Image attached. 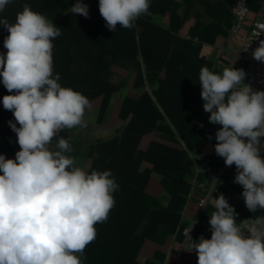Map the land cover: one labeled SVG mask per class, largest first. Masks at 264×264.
<instances>
[{
	"label": "clouds",
	"instance_id": "clouds-1",
	"mask_svg": "<svg viewBox=\"0 0 264 264\" xmlns=\"http://www.w3.org/2000/svg\"><path fill=\"white\" fill-rule=\"evenodd\" d=\"M9 3L0 0V12ZM149 8L150 0H99L100 15L113 32L117 24L134 27ZM70 11L89 16L81 0ZM0 25L9 33L6 54L0 53V77L12 93L2 104L13 113L16 123L9 124L20 148L15 159L0 154V264H83L84 250L97 235L95 225L108 219L119 189L110 170L77 166L68 139L60 135L86 126L91 102L62 87L54 74L53 40L61 35L60 27L28 4L15 23L0 19ZM252 55L264 62V40ZM246 75L233 66L221 73L204 66L199 84L209 122L221 125L215 153L226 166L235 165L234 183L242 186L247 209L257 212L264 210V91L245 83ZM54 138L57 150L49 147ZM215 191L216 186L201 203L214 208L208 221L211 238L201 236L197 242L189 235L194 219L185 232V251L196 253L197 264H264V215L238 223L235 208L223 194L213 196Z\"/></svg>",
	"mask_w": 264,
	"mask_h": 264
},
{
	"label": "trees",
	"instance_id": "trees-1",
	"mask_svg": "<svg viewBox=\"0 0 264 264\" xmlns=\"http://www.w3.org/2000/svg\"><path fill=\"white\" fill-rule=\"evenodd\" d=\"M11 1L0 12V18L7 17L8 23H15L17 13L28 4L33 11L60 27L61 35L53 40L54 74H59L58 82L62 87L79 91L90 102L103 97L99 122L105 118L113 95L119 91L105 79L112 62L108 55L121 52L135 59L141 56V61L134 62L139 69L135 88L141 93L136 99L127 97L120 114L123 119L133 115L132 121L121 136L100 143L104 148L94 152L96 157L90 170H110L119 189L113 194L115 205L108 219L95 225L96 238L86 246L82 257L83 264H134L144 243L154 238L160 227H168L173 235L184 233L186 225L182 212L190 199L193 180L194 162L190 152L201 150L205 144L217 143L216 132L221 125L209 122L210 114L204 112L199 84L201 68H210L211 64L198 58L201 45L193 43V39L207 41L212 33L207 29L204 36L191 34L189 40H182L179 33L183 22L175 12L178 5L173 0H150L148 12H170V30L157 31L146 14L130 29L117 24L115 32L106 27L99 12V0H89L87 18L64 10L67 0ZM236 1L220 2V21L227 26ZM246 2L251 12L264 7V0ZM8 35L7 29L0 25V53L6 54L4 39ZM163 73L165 79L161 78ZM146 82L152 89L151 94L146 90ZM9 94L12 93L0 83V129L6 128V133L0 136V154L6 159H15L17 136L9 121H16L13 113L5 110L2 104L3 97ZM155 129L178 134L184 145L181 144V148L158 145L146 152L140 151L142 137ZM77 141L87 147L98 146ZM209 159V169L216 170L215 161L219 162V159L215 156ZM144 163L152 168L143 170ZM222 167L220 163L219 169ZM154 172L161 177L159 195L148 192ZM236 174L235 165L228 167L221 175L219 191L213 196L223 194L235 211L240 212L246 205L242 186L234 183ZM200 181H203L201 177ZM208 221L204 212L193 237L198 236Z\"/></svg>",
	"mask_w": 264,
	"mask_h": 264
},
{
	"label": "crops",
	"instance_id": "crops-1",
	"mask_svg": "<svg viewBox=\"0 0 264 264\" xmlns=\"http://www.w3.org/2000/svg\"><path fill=\"white\" fill-rule=\"evenodd\" d=\"M173 1L178 5L175 8V12L178 16H180L183 22L179 33V37L182 40H189L191 34H201L204 36L206 34L207 29L210 30L212 33L207 41L193 39V43L195 45H201L198 58L201 60H207L211 64V67L209 69L216 73H221L225 67L233 66L236 69H243L247 74L245 77V83L251 86L252 77L245 70L242 61V43L235 37L232 32L234 27V19L232 14L233 7L230 10L232 14L230 25L227 26L225 22L220 21L219 5L221 0ZM238 1L240 0H237L234 5ZM84 4L90 6L89 0H84ZM256 14L264 15V7H262L257 12L252 11L251 18L254 17ZM148 16L151 18L152 24L157 29V31H168L171 29L172 18L170 12L166 14L148 13ZM138 30H141V28H139ZM107 58L115 62H123L122 64H118L115 66L120 71L119 74L124 75L125 73L129 72V74H132V76L134 77V80L130 87H126L125 84H123V81L115 82L113 81V78L109 80L108 77L105 76V79L112 85L118 87L119 91L113 95L109 104L108 111L103 121H97L93 122V124H89L95 126H109V118L111 112L113 111L116 112V123L120 120L125 121L128 119H130L131 123L133 115H130L127 119H123L120 114L124 100L127 97L136 99V97H138V95L141 93L140 89L138 90L135 88L139 69L134 63L135 61H141V56L138 55V57L135 59L133 57H130L129 55L119 52L115 55H108ZM127 67H129V70ZM161 78H166L165 73L161 75ZM146 84V90L151 94L152 89H150V86L147 82ZM102 100L103 97L91 102V107L100 109ZM98 117L99 113L97 118ZM68 138L70 145H74V142H72V140L77 141L75 139L70 138L69 136ZM181 144L184 145L178 134H172L164 130L162 131L159 129H155L142 137L139 143V150L142 152H146L152 148H156V146L158 145L181 148ZM263 154L264 141L261 140V155L263 156ZM190 156L194 162V165L191 169L193 180L191 183L192 190L190 193V199L187 205L185 206L184 211L182 212L183 223L186 225L184 233H182L181 235H173L170 234L168 227H160V229L154 235V238L148 239L144 243L134 264H197L196 253L194 251H185V249L183 248L184 241L186 239L185 232L188 228H190L194 219L196 223L191 230L193 231L191 237L197 242L199 241L201 236H203L205 239L211 238V230L209 224H207L204 228L199 231V233H197V237H193L194 230L198 222L200 221L202 214L205 212V216L209 220L211 213L214 211V208L210 203L207 204L205 209L202 211L199 207V203L202 199L205 198L209 191L213 189L214 186H216L215 192L219 191L222 184L221 175L228 168V166L225 165L224 159L215 153V145L213 144H205L201 150L190 152ZM213 156L219 159V162L215 161L216 170L209 169L211 164L209 158ZM220 163L223 164V167L221 169H219ZM143 167V170L146 167L152 168V166L148 163H144ZM198 167L203 169V171L200 170ZM200 177L201 179H203V181H200ZM161 191V177L154 172L148 185V192L154 195H159ZM236 213L238 214L236 217L237 222L242 223V220H247L251 218L255 219L256 216L264 215V210L251 212L247 209V207H243L240 212Z\"/></svg>",
	"mask_w": 264,
	"mask_h": 264
},
{
	"label": "built area",
	"instance_id": "built-area-1",
	"mask_svg": "<svg viewBox=\"0 0 264 264\" xmlns=\"http://www.w3.org/2000/svg\"><path fill=\"white\" fill-rule=\"evenodd\" d=\"M234 19L233 34L242 43V61L245 70L252 77L251 87L254 91L264 90V62L253 58V51L264 40V16L255 15L251 18V10L245 0L238 1L232 8ZM259 35V36H257ZM202 199L199 203L200 209ZM206 207V206H205ZM193 231L189 233L192 236Z\"/></svg>",
	"mask_w": 264,
	"mask_h": 264
},
{
	"label": "rangeland",
	"instance_id": "rangeland-1",
	"mask_svg": "<svg viewBox=\"0 0 264 264\" xmlns=\"http://www.w3.org/2000/svg\"><path fill=\"white\" fill-rule=\"evenodd\" d=\"M12 2V1H11ZM76 3L75 0H67L64 4V10L68 11L70 10L71 6L74 5ZM1 19V18H0ZM2 19H7V17H2ZM123 62H115L112 61L109 67L108 73H107V77L110 80L111 78H113V81L115 82H120L123 81V84H125L126 87H130L133 83L134 77L132 76V74L130 75L129 72L125 73L124 75H120V71L115 67L118 64H122ZM128 66V65H127ZM129 70V67H127ZM127 70V71H128ZM113 76V77H112ZM0 82H2V77H0ZM98 113H99V109L98 108H89L86 110L85 113V120L87 121L86 125H90L93 124V122H97L98 121ZM116 112L113 111L111 112L110 118H109V126H112L116 123ZM90 123V124H89ZM76 130H78L77 128L71 129L69 130V132H62L60 135L62 137H64L65 139H68V136L72 139H75L71 136V134L73 132H75ZM90 132H92L91 130H89ZM6 133V128L0 129V136L2 134ZM88 137H90V135L88 134ZM71 139V140H72ZM17 140V139H16ZM72 142H74V145H71L72 147V152L69 154L71 156H73L75 158L76 164L77 166H81V167H88L89 170L91 169V166L93 164V160L95 159V155L94 152L95 151H100L102 150L104 147H102V145H99L100 143H93L98 145L97 147L92 146H85L83 143H80L79 141H74L72 140ZM56 144H57V138H54L51 145L49 146L52 150H57L56 149ZM19 145L17 143V148H16V152L19 151ZM16 154V153H15ZM144 168V167H143Z\"/></svg>",
	"mask_w": 264,
	"mask_h": 264
},
{
	"label": "water",
	"instance_id": "water-1",
	"mask_svg": "<svg viewBox=\"0 0 264 264\" xmlns=\"http://www.w3.org/2000/svg\"><path fill=\"white\" fill-rule=\"evenodd\" d=\"M129 123L130 119L125 121L120 120L112 126L86 125L85 127H78V130L73 132L71 136L77 140H82L87 143H103L121 136ZM84 130L85 133L83 134ZM88 134L90 137H88Z\"/></svg>",
	"mask_w": 264,
	"mask_h": 264
},
{
	"label": "flooded vegetation",
	"instance_id": "flooded-vegetation-1",
	"mask_svg": "<svg viewBox=\"0 0 264 264\" xmlns=\"http://www.w3.org/2000/svg\"><path fill=\"white\" fill-rule=\"evenodd\" d=\"M85 133V130L83 131V134ZM87 133V132H86Z\"/></svg>",
	"mask_w": 264,
	"mask_h": 264
}]
</instances>
